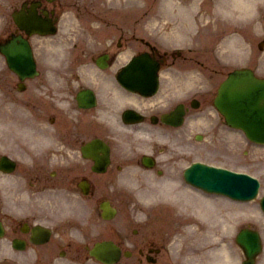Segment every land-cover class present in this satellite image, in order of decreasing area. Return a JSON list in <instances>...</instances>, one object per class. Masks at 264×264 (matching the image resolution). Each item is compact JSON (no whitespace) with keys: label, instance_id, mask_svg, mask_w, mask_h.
Here are the masks:
<instances>
[{"label":"flooded vegetation","instance_id":"flooded-vegetation-1","mask_svg":"<svg viewBox=\"0 0 264 264\" xmlns=\"http://www.w3.org/2000/svg\"><path fill=\"white\" fill-rule=\"evenodd\" d=\"M18 33L8 22L0 42ZM1 58L5 60L0 52ZM104 71L97 68L92 74L66 75L80 81L77 87L52 83L46 79L50 74H40L34 83L27 80L28 89L23 92L17 90L19 77L6 75L0 97V158L10 155L17 166L12 172L0 170V220L5 231L4 253H20V264H84L88 257L83 243L91 236V206L98 208L99 200L105 198L106 178L125 172L124 158L139 144L141 135L163 136L161 130L171 128L161 120L173 107L169 99L144 106L143 102L126 103L123 90L109 80L115 73L108 76ZM96 82L100 87L97 106L81 107L78 90ZM186 106L188 112L194 111L189 102ZM128 107L149 113L147 122L125 123L121 113ZM106 116L122 121H110L113 129L107 131L101 122ZM97 135L111 146L105 172L94 171V160L82 153L85 142ZM164 165L178 168L177 160L169 159ZM83 179L92 183L87 194L80 186ZM35 226L39 232L42 227L50 231L45 242L40 233L38 242L34 240ZM15 239L21 248L14 246Z\"/></svg>","mask_w":264,"mask_h":264},{"label":"rangeland","instance_id":"rangeland-1","mask_svg":"<svg viewBox=\"0 0 264 264\" xmlns=\"http://www.w3.org/2000/svg\"><path fill=\"white\" fill-rule=\"evenodd\" d=\"M222 0H205V1H203L201 4H200V7H201V9H202V11H201V18H202V21L203 22H205V20L206 19H212L211 20V22L209 23L210 25H212V26H214L216 23H217V21L220 19V20H222L223 22H226L225 21V19H224V17L223 16H218V12H217V5L221 2ZM186 2H188V0H182V3H186ZM97 3H99V1L98 0H96L95 1V5L97 4ZM74 4H78V2H76V3H74ZM211 4V7H207L208 5H210ZM95 7V6H94ZM94 7H93V9H94ZM198 8H199V6H197L196 8H194L196 11L198 10ZM68 9H72V10H77L78 9V6H75V7H68ZM187 12V11H186ZM188 13V12H187ZM196 12H194V11H190L189 12V14L190 15H194ZM187 15V14H186ZM216 19V21L214 22V20ZM238 27H236L237 28V33H239V34H249V32H251V31H253V30H255V25H254V23H249V24H245V25H237ZM228 27H226V26H224V27H222V26H219L218 27V30L216 31V34H214L213 36H212V39H211V42H213V43H216V38H218V36L219 35H224V34H226L227 32H228ZM264 31V25H262L259 29H258V32H263ZM205 36V33H203L202 34V37H204ZM240 39V41H241V37L239 38ZM238 39V40H239ZM236 46L234 47V48H231V46H229V45H224L227 49H231V51H237V50H243V49H245V43H244V45L243 46H237V44H235ZM224 46L222 45L219 49H223L224 48ZM247 47H248V45H247ZM216 48H217V46H216ZM234 141H235V149H236V151L237 150H242V149H245V148H248V145H247V143L244 141V139L243 138H241L240 136H236V137H234ZM254 148L252 149V155H253V152H254ZM257 150V149H256ZM258 155H261V156H259V157H261L260 159V162H258L257 164H255V165H253V166H247L248 167V169L250 170V171H252V173L253 174H256V175H258V177H260L261 179H263L264 180V149L261 151V152H258V151H256L255 152V155H253V156H255V157H257ZM250 161L252 162V163H256V162H254V160L251 158L250 159ZM254 169V170H252V169ZM262 171V172H261ZM262 193H264V184H263V188H262ZM223 232H221L220 234H222ZM233 231H229L228 230V232H227V241L228 242H232V236H233ZM233 243V242H232ZM236 246V245H235ZM237 247V246H236ZM236 253H237V250H236ZM221 260L224 262V263H226V258L224 257V256H222V258H221ZM234 264H235V262H234Z\"/></svg>","mask_w":264,"mask_h":264},{"label":"water","instance_id":"water-1","mask_svg":"<svg viewBox=\"0 0 264 264\" xmlns=\"http://www.w3.org/2000/svg\"><path fill=\"white\" fill-rule=\"evenodd\" d=\"M227 90H228L227 88L224 89L225 96L227 94ZM233 98L234 100H232V102L234 104L236 114H233L232 117L236 119L237 121H239L240 123L244 124L247 128H249V130H251L253 134H256V135L259 134V130L254 128L253 125L248 124L244 119V116L246 114L244 111V108L248 104V95L238 84L235 85ZM221 102H222V99H221ZM260 137H264V133L263 135L260 133ZM250 249H254V247L251 246Z\"/></svg>","mask_w":264,"mask_h":264},{"label":"bare ground","instance_id":"bare-ground-1","mask_svg":"<svg viewBox=\"0 0 264 264\" xmlns=\"http://www.w3.org/2000/svg\"><path fill=\"white\" fill-rule=\"evenodd\" d=\"M224 7L226 8V15L225 17L229 20H234L236 18V12L233 11V6L230 3H225L223 4ZM240 14V13H239ZM229 41L231 43H233L234 38L231 37L229 38ZM199 197L204 198L203 196L199 195ZM226 227V226H224ZM205 232L209 235L210 232H212V226H208L205 230ZM206 239H209V237H205ZM230 245L229 244H225L224 246L220 245L219 247H217L216 245H214L212 247V249L208 250V252L205 253H221V255H228V253L230 252Z\"/></svg>","mask_w":264,"mask_h":264}]
</instances>
